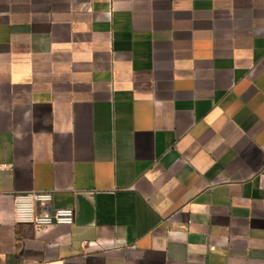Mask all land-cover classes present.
Returning <instances> with one entry per match:
<instances>
[{"label": "crops", "instance_id": "0c3cea01", "mask_svg": "<svg viewBox=\"0 0 264 264\" xmlns=\"http://www.w3.org/2000/svg\"><path fill=\"white\" fill-rule=\"evenodd\" d=\"M0 264H264V0H0Z\"/></svg>", "mask_w": 264, "mask_h": 264}, {"label": "built area", "instance_id": "2783aa9c", "mask_svg": "<svg viewBox=\"0 0 264 264\" xmlns=\"http://www.w3.org/2000/svg\"><path fill=\"white\" fill-rule=\"evenodd\" d=\"M52 193H27L14 196V219L17 225H31L41 230L54 226H72L75 223L73 209L51 211ZM215 250V247H211Z\"/></svg>", "mask_w": 264, "mask_h": 264}]
</instances>
